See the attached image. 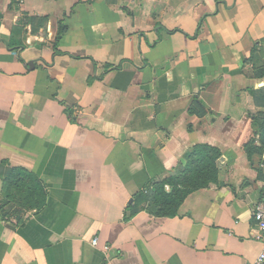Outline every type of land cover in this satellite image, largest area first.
<instances>
[{
  "label": "crops",
  "instance_id": "crops-1",
  "mask_svg": "<svg viewBox=\"0 0 264 264\" xmlns=\"http://www.w3.org/2000/svg\"><path fill=\"white\" fill-rule=\"evenodd\" d=\"M23 15L47 23L12 46ZM263 67L264 0H0V264L252 262L264 151L245 146ZM198 144L220 152L217 183L174 217L135 210ZM12 167L40 181L42 208L4 205Z\"/></svg>",
  "mask_w": 264,
  "mask_h": 264
},
{
  "label": "trees",
  "instance_id": "trees-1",
  "mask_svg": "<svg viewBox=\"0 0 264 264\" xmlns=\"http://www.w3.org/2000/svg\"><path fill=\"white\" fill-rule=\"evenodd\" d=\"M107 2L115 3L116 0H107ZM47 23V17H34L23 15L15 26L12 27L10 45H22L23 40L21 34L27 24L31 25V33H37L41 28H44ZM66 31L63 22L58 23V31L53 43V50L56 52V47L61 35ZM254 51V50H253ZM252 59V54L251 57ZM255 77L264 76V67L257 70ZM249 93L254 101V104L264 109V87L249 90ZM197 103L194 100L189 109V114L203 116L204 111H197ZM64 112L68 118L73 119L70 108L64 104ZM251 128L255 135L258 136L259 145H255L254 139H251L245 146V152L249 160L256 155H261L264 151V110L257 112L251 117ZM220 158V152L217 148L205 144H198L191 148L185 154L182 162L177 164L176 171L169 174L165 178L152 182L143 188L142 191L136 194L137 207L135 210H145L149 214L157 217H174L177 215L180 205L183 203L187 195L197 189L208 187L210 183H217L218 168L217 161ZM7 182V184L5 183ZM6 188L4 205L9 207H18L22 209L36 208L40 209L46 201V192L40 181L29 171L20 168L12 167L7 171V175L3 180ZM16 183L17 188L22 192L23 200H13L10 196L14 193L9 192L10 185ZM21 183V186L20 184ZM168 188V190H167ZM17 189V190H18ZM3 204L1 205V207ZM18 208V209H19ZM15 209V208H14ZM16 210V209H15ZM18 211V210H16Z\"/></svg>",
  "mask_w": 264,
  "mask_h": 264
},
{
  "label": "built area",
  "instance_id": "built-area-1",
  "mask_svg": "<svg viewBox=\"0 0 264 264\" xmlns=\"http://www.w3.org/2000/svg\"><path fill=\"white\" fill-rule=\"evenodd\" d=\"M253 221L259 231L257 238L260 239L263 250L255 257V259L248 264H264V202H257L254 206ZM92 245H97V238H93ZM104 250L108 249V246H104Z\"/></svg>",
  "mask_w": 264,
  "mask_h": 264
},
{
  "label": "rangeland",
  "instance_id": "rangeland-1",
  "mask_svg": "<svg viewBox=\"0 0 264 264\" xmlns=\"http://www.w3.org/2000/svg\"><path fill=\"white\" fill-rule=\"evenodd\" d=\"M5 178V177H4ZM4 178L2 179V180H4ZM4 183V182H3ZM5 183L7 184V182L5 181ZM20 184V186H21V183H19ZM8 185V184H7ZM17 188V185H16V183L14 182V183H12L11 185H10V189H8V191L10 192H12V193H14V194H12V195H10V196H12L13 197V200L14 201H16V200H23V198H21V196L23 195V187H22V192L20 191V189H18ZM14 207V206H13ZM16 210H18V208H19V206L18 207H14ZM15 210V211H16Z\"/></svg>",
  "mask_w": 264,
  "mask_h": 264
}]
</instances>
